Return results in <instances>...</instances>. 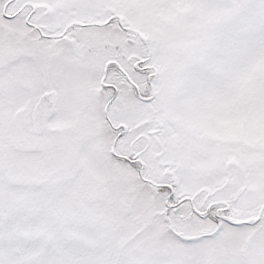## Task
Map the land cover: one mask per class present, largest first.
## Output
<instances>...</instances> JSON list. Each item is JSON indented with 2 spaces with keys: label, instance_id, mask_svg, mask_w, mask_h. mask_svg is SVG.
I'll return each mask as SVG.
<instances>
[{
  "label": "snow or ice",
  "instance_id": "obj_1",
  "mask_svg": "<svg viewBox=\"0 0 264 264\" xmlns=\"http://www.w3.org/2000/svg\"><path fill=\"white\" fill-rule=\"evenodd\" d=\"M0 264H264V0H0Z\"/></svg>",
  "mask_w": 264,
  "mask_h": 264
}]
</instances>
